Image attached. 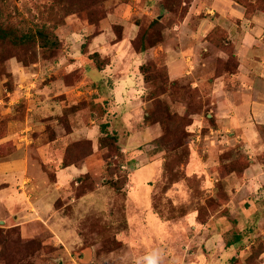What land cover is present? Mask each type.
<instances>
[{"label":"rangeland","instance_id":"1","mask_svg":"<svg viewBox=\"0 0 264 264\" xmlns=\"http://www.w3.org/2000/svg\"><path fill=\"white\" fill-rule=\"evenodd\" d=\"M211 3L0 0L48 38L0 41V264H264V126L253 151L219 105L253 26Z\"/></svg>","mask_w":264,"mask_h":264},{"label":"crops","instance_id":"2","mask_svg":"<svg viewBox=\"0 0 264 264\" xmlns=\"http://www.w3.org/2000/svg\"><path fill=\"white\" fill-rule=\"evenodd\" d=\"M199 1L206 2V0ZM214 2L210 10L214 8L221 11L222 16H236L237 19L248 21L250 23L249 27L253 26L251 31H247L246 29V31H230V36L236 46V53L240 61L239 69L241 82L238 89L226 91L227 95L220 99L219 105L223 107L224 115L231 121L230 123L235 128L234 131L238 134V137L242 134L241 139L244 141L245 145H247L248 141L249 148L257 152L258 148L255 149V146L256 143L259 142L257 139L258 127L264 126V33L263 37H260V34H258L261 30L258 28H264V12H258L252 19H245L243 9L236 1L214 0ZM206 21L207 20H203L200 27H202ZM262 30L264 31V29ZM170 72L174 74L173 70ZM203 165L204 164L200 163L197 157L192 156L188 163V170L194 171L202 168L206 171V167ZM258 172L260 173L259 175H257ZM244 174L252 178L254 177L255 179L259 178L258 180L264 179V171L260 169L258 163H252ZM66 177H64L65 180L69 178L68 175ZM41 180L43 181L42 178ZM5 191H1L0 189V208L3 209V213H0V220L12 214L8 212L7 207L15 200L14 198V200L4 203L3 201L5 197L7 199L9 193ZM40 196V198H42L43 194ZM37 203L38 206H41L40 210L42 212L49 214L44 198L38 199ZM13 215L14 225L20 226L25 218L22 219L18 214L15 215L13 213ZM26 215V217L35 216L31 214V212H28Z\"/></svg>","mask_w":264,"mask_h":264},{"label":"trees","instance_id":"3","mask_svg":"<svg viewBox=\"0 0 264 264\" xmlns=\"http://www.w3.org/2000/svg\"><path fill=\"white\" fill-rule=\"evenodd\" d=\"M243 3L246 4L247 14H249V15H251L255 11L259 10L255 4L247 3L245 0H243ZM157 24L158 23L156 22L155 26ZM217 29L214 30V32H213L214 35H215V32L217 31ZM212 36H213L212 34H211V36H209L210 40H212V38H213ZM30 39L33 41L37 40V39L45 41L48 38H47V35L42 30H37L35 33L19 35L18 32L14 28H8V27L0 26V41L4 44L10 43V45L16 47V46H20V45H24V44L28 43ZM45 44H47V43L44 42V45ZM53 44H54V42L52 43V45ZM147 67L148 66H142L143 72H145V69H147ZM168 122H170V120H168ZM239 239L240 238H237L238 241H239Z\"/></svg>","mask_w":264,"mask_h":264}]
</instances>
